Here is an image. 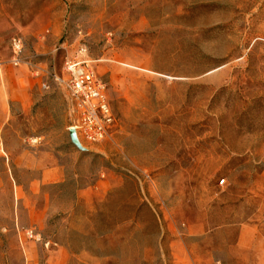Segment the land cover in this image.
<instances>
[{"label": "rangeland", "instance_id": "1", "mask_svg": "<svg viewBox=\"0 0 264 264\" xmlns=\"http://www.w3.org/2000/svg\"><path fill=\"white\" fill-rule=\"evenodd\" d=\"M80 45L95 144L52 78ZM0 264H264V0H0Z\"/></svg>", "mask_w": 264, "mask_h": 264}, {"label": "built area", "instance_id": "2", "mask_svg": "<svg viewBox=\"0 0 264 264\" xmlns=\"http://www.w3.org/2000/svg\"><path fill=\"white\" fill-rule=\"evenodd\" d=\"M12 63L19 65L23 51L22 40L11 39ZM96 59L90 57L87 49L80 45L64 60V77L54 75L56 84L64 85L67 91L74 118L68 126L77 141L95 144L106 139L115 124V116L108 97L107 82L95 72ZM45 89L48 84L42 85ZM224 179L219 181V185Z\"/></svg>", "mask_w": 264, "mask_h": 264}, {"label": "water", "instance_id": "3", "mask_svg": "<svg viewBox=\"0 0 264 264\" xmlns=\"http://www.w3.org/2000/svg\"><path fill=\"white\" fill-rule=\"evenodd\" d=\"M69 134H70V137H71V140L74 141V142H78L76 137H75V134L72 130L69 131Z\"/></svg>", "mask_w": 264, "mask_h": 264}]
</instances>
